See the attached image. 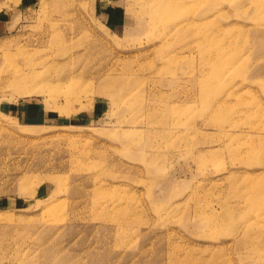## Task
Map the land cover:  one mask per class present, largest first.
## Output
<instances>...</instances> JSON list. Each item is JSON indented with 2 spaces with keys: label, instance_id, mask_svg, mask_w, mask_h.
<instances>
[{
  "label": "rangeland",
  "instance_id": "1",
  "mask_svg": "<svg viewBox=\"0 0 264 264\" xmlns=\"http://www.w3.org/2000/svg\"><path fill=\"white\" fill-rule=\"evenodd\" d=\"M0 264H264V0H0Z\"/></svg>",
  "mask_w": 264,
  "mask_h": 264
},
{
  "label": "bare ground",
  "instance_id": "2",
  "mask_svg": "<svg viewBox=\"0 0 264 264\" xmlns=\"http://www.w3.org/2000/svg\"><path fill=\"white\" fill-rule=\"evenodd\" d=\"M62 76V75H61Z\"/></svg>",
  "mask_w": 264,
  "mask_h": 264
}]
</instances>
